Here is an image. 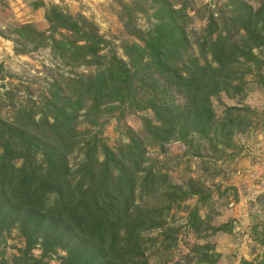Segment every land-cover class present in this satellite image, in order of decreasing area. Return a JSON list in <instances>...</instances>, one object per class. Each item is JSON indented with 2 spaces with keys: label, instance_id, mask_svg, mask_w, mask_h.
I'll list each match as a JSON object with an SVG mask.
<instances>
[{
  "label": "trees",
  "instance_id": "1",
  "mask_svg": "<svg viewBox=\"0 0 264 264\" xmlns=\"http://www.w3.org/2000/svg\"><path fill=\"white\" fill-rule=\"evenodd\" d=\"M138 1L152 3L158 21L143 31L135 18L146 9L124 5L121 19L134 41L122 44L123 56L95 23L58 8L46 17L49 30L20 32L34 46L20 54L50 48L64 66L89 70L47 77L39 103L30 99L17 106L9 98L12 119L0 115V239L21 229L23 264L54 258L61 264H168L167 257L152 260L147 253L151 231L160 229L168 237L174 232L157 216L163 209L136 206L138 197L167 186L169 175L148 157L149 149L193 133L226 130L228 136L248 117L235 106H224L218 116L213 99L243 95L247 74L263 69L264 58L253 53L264 48V21L258 24L263 13L254 23L251 5L240 1L233 18L218 24L211 17L199 50L212 61L202 65L192 52L188 14L167 0ZM251 62L253 68L245 71ZM115 112L120 120L136 116L141 128H128L110 147L101 120ZM85 122L98 130L79 131ZM75 153L81 158L72 165ZM189 228L197 230L192 219ZM36 248L42 254L30 257Z\"/></svg>",
  "mask_w": 264,
  "mask_h": 264
},
{
  "label": "rangeland",
  "instance_id": "2",
  "mask_svg": "<svg viewBox=\"0 0 264 264\" xmlns=\"http://www.w3.org/2000/svg\"><path fill=\"white\" fill-rule=\"evenodd\" d=\"M240 1L251 5L254 23L258 13L264 15V0L166 1L190 17L192 52L200 56L202 65L212 61L211 54L202 56L199 50L211 17L218 24L233 18L240 11ZM136 4L146 9V13L137 14L135 24L147 31L158 20L153 17L152 3L145 1L0 0V115L12 119L9 98L17 106L28 105L30 99L39 103L38 96L48 82L47 77L61 74L67 78L89 71L64 66L54 59L50 48L20 54L21 49L34 48L22 37V29L30 36L49 30L46 17L52 8H58L95 23L100 34L123 56L122 44L134 39L126 32L121 16L125 15L124 5ZM262 21L264 16L259 18L260 27ZM241 34L243 37L246 32L242 30ZM253 53L264 58V48H254ZM253 65L248 63L245 71ZM246 80L243 95L229 97L222 93L220 99H213L218 116L223 114L224 106L238 107L247 114L242 126L233 129L232 134L225 136L226 130L219 135L212 131L209 136L193 133L161 149H149L148 157L169 175L167 186L158 194L138 197L136 206L157 211L161 207L163 210L157 216L165 218L167 227L174 231L169 237L162 235L160 229L148 234L150 259L156 260L161 255L168 258V264H264V67L256 74L248 73ZM101 121L105 123L103 139L110 147L125 137L128 128H141L136 116L120 120L119 112L107 114ZM89 129L98 130L86 122L79 127L81 132ZM79 158L81 155L75 153L70 158L71 164L75 165ZM190 218L196 225L195 232L189 228ZM25 251L26 241L18 227L0 239V264H23ZM41 254L40 248L28 253L33 258ZM44 261L61 264L57 258Z\"/></svg>",
  "mask_w": 264,
  "mask_h": 264
}]
</instances>
